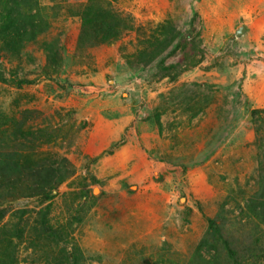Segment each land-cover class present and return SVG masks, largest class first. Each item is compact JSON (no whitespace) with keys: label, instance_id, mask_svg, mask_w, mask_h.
Segmentation results:
<instances>
[{"label":"rangeland","instance_id":"rangeland-1","mask_svg":"<svg viewBox=\"0 0 264 264\" xmlns=\"http://www.w3.org/2000/svg\"><path fill=\"white\" fill-rule=\"evenodd\" d=\"M31 16L37 36L0 30V187H40L0 196V264H232L197 248L211 221L255 233L264 0H36Z\"/></svg>","mask_w":264,"mask_h":264},{"label":"trees","instance_id":"trees-1","mask_svg":"<svg viewBox=\"0 0 264 264\" xmlns=\"http://www.w3.org/2000/svg\"><path fill=\"white\" fill-rule=\"evenodd\" d=\"M35 1L36 0H0V30L2 29L4 33L14 32L17 33V35L24 33V35H27V38L30 37L31 34L34 36L41 34L40 32H42V29H38L36 18L31 16ZM98 1L99 0H93V3ZM97 13H100V10L97 11ZM84 14L85 17L93 16V19L94 17H97L96 14L90 9L85 10ZM100 17L101 16L95 19ZM114 24L115 23H112V26ZM87 26L93 32L89 37H87L89 41H92L101 35L99 33L100 28L96 23L90 22ZM116 27L117 23L115 27L113 26V31L116 29ZM107 35L108 34L103 33L102 40H110L116 37L114 34H109L108 37ZM21 37L17 39L19 42H22V39H20ZM168 69H170V67H168ZM172 78L174 79L175 77ZM258 114L261 113L259 111L253 112L254 117H256ZM0 167H2V165H0ZM260 171L263 172L259 182L261 189L254 194L253 202L250 200L248 210L244 215L245 218L248 219L249 223L254 225L255 233L246 243H243V245L237 243V241L233 243L232 240L223 236L222 226H218L216 222L211 221L209 228L212 230V232H208L209 237L207 236L208 238L198 246V256L206 254L205 249L207 251H211V248H213V250L218 251L219 246L221 245L222 251L226 252L228 260L232 264H264V230H258L261 226H264V167H260ZM27 177L28 178H26V182L24 178L19 177L17 178V181H14L13 183L1 185L0 188L2 192L5 193H2L0 196L7 194L8 196H11L12 194L16 195L18 192L22 193L23 189L18 187L20 180H23L21 182H24L25 186H27V194L34 195L40 187V182L37 180L35 173ZM67 178H69V174H62L58 179V183L64 181ZM2 181L4 184L5 180L3 179ZM46 183L48 184V181H46ZM12 188L14 189L13 192L11 191ZM6 213L7 211H4L3 214L0 215L1 218H3ZM210 240H212L211 243Z\"/></svg>","mask_w":264,"mask_h":264},{"label":"water","instance_id":"water-1","mask_svg":"<svg viewBox=\"0 0 264 264\" xmlns=\"http://www.w3.org/2000/svg\"><path fill=\"white\" fill-rule=\"evenodd\" d=\"M245 31H246V29H245V27H243V28H241V29L238 31L237 35H238V36H241L243 33H245Z\"/></svg>","mask_w":264,"mask_h":264}]
</instances>
